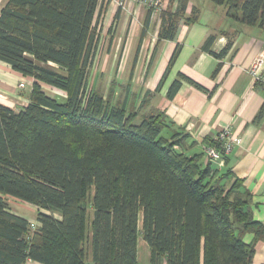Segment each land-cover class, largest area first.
Here are the masks:
<instances>
[{"label": "trees", "instance_id": "16d2710c", "mask_svg": "<svg viewBox=\"0 0 264 264\" xmlns=\"http://www.w3.org/2000/svg\"><path fill=\"white\" fill-rule=\"evenodd\" d=\"M211 1L264 29V0ZM173 2L160 12L159 39H174L184 17L188 0L175 11ZM106 3L8 0L0 10V61L34 81L23 109L0 104V264H139V234L152 264H251L264 227L241 182L219 184L215 164L187 155L164 113L137 121L138 109L89 88ZM10 198L36 208L35 228Z\"/></svg>", "mask_w": 264, "mask_h": 264}, {"label": "crops", "instance_id": "0c3cea01", "mask_svg": "<svg viewBox=\"0 0 264 264\" xmlns=\"http://www.w3.org/2000/svg\"><path fill=\"white\" fill-rule=\"evenodd\" d=\"M7 2L0 0V10ZM166 2L170 6L169 0ZM114 5L109 3L103 12L109 40L104 55L98 56L99 33L88 76L92 78L90 86L104 97L107 93L122 94L118 102L105 98L111 104L138 109L137 121L153 111L164 113L171 123L170 131L186 136L185 153L201 155L203 165L207 163L205 147L229 127L234 145L223 164L214 163L217 177L222 176L217 181L227 188L240 181L251 196L248 209L253 220L264 227V92L249 74L253 60L264 52V29L231 19L225 5L188 0L174 39L165 40L158 37L160 13L150 12L133 0H127L122 8ZM177 7L174 0L172 10ZM210 37L213 41L208 52L204 44ZM223 49L222 57H216ZM175 81L179 86L168 97ZM33 82L0 61V104L14 111L23 109L29 103ZM20 83H24L23 89L18 87ZM40 85L49 97L63 92ZM13 213L37 226L36 215L27 218L23 213ZM243 241L254 242V235L246 233ZM251 264H264V236L255 242Z\"/></svg>", "mask_w": 264, "mask_h": 264}, {"label": "built area", "instance_id": "2783aa9c", "mask_svg": "<svg viewBox=\"0 0 264 264\" xmlns=\"http://www.w3.org/2000/svg\"><path fill=\"white\" fill-rule=\"evenodd\" d=\"M139 5L147 6L156 13H160L167 6L166 0H133ZM249 74L251 76L254 85H258L264 92V52H262L257 58H255L250 65ZM24 83L19 84V88L23 89ZM218 145L206 146L204 149V156L207 161L213 163L223 164V156H227L234 145V139L231 137L230 128L225 127L218 135L214 138ZM33 226V225H32ZM35 228V226H33Z\"/></svg>", "mask_w": 264, "mask_h": 264}, {"label": "rangeland", "instance_id": "374dc122", "mask_svg": "<svg viewBox=\"0 0 264 264\" xmlns=\"http://www.w3.org/2000/svg\"><path fill=\"white\" fill-rule=\"evenodd\" d=\"M126 1L127 0H107L106 6L109 3H111L113 5L115 4L116 7H118V8H120V7L122 8L125 5ZM167 8H168V6H166V9ZM102 16H103V13H102ZM102 16H101L102 19H100V24H101V21H102V24H101V27H99V33L101 34V36H100V38H101L100 47L101 48H100L99 52L97 53L98 56H100L101 54L104 55L105 50H106L107 45H108V40H109V35L107 33V30H106V25L104 24V18ZM97 66H98V64H97ZM93 72H95V69ZM89 83H90L89 88H92L90 86L92 83V78L89 79ZM18 87H19V85H18ZM47 91H48L47 94H52L51 90H47ZM55 95L63 97V95H65V93L60 92V91H56ZM111 95L112 94L107 93L105 95V97H107V98L111 97L110 98V99H112L111 101H114V102H118L122 96V94H117V95L113 94L112 96ZM182 144H183V142H182ZM8 203H9V207H10L12 212L16 211L18 213L19 212L23 213L25 215V217H27V218H31V217L36 215L35 211H33V210H36V208L30 206L27 203H24L22 201H19L17 199H13V198H10ZM138 229L140 232L141 221H139ZM151 260H152L151 251H150L149 247L147 246V244L142 239L141 235L139 234L138 239H137V261L139 264H152ZM86 262H87V264L90 263V259L87 258Z\"/></svg>", "mask_w": 264, "mask_h": 264}]
</instances>
